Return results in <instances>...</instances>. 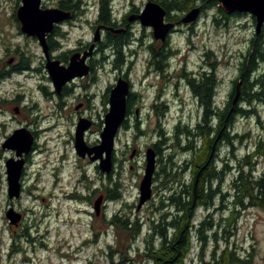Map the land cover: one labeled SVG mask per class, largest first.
I'll use <instances>...</instances> for the list:
<instances>
[{
	"label": "rangeland",
	"instance_id": "rangeland-1",
	"mask_svg": "<svg viewBox=\"0 0 264 264\" xmlns=\"http://www.w3.org/2000/svg\"><path fill=\"white\" fill-rule=\"evenodd\" d=\"M99 1L82 0V8L88 3L93 6L87 10L89 14L81 18L82 23L58 27L55 30L62 33L67 31L68 34L64 40H59L63 50L53 52L54 56L63 54L64 50L73 49L79 45V41H93L98 27L93 28L86 21L94 23L96 20ZM147 1L115 0V11L118 14V10L121 13L135 6L141 12ZM57 3L58 0L42 1L45 7H56ZM20 5L21 0H0V69H10L19 60L21 52L33 59L30 71L13 74L0 82V264H155L153 260L140 255L146 250L148 217H159L163 212L157 209L161 207L162 182L166 180L161 174V168L166 164L168 170L176 172L186 159H190V154L181 148L185 144V137L180 136V144L177 145L174 127L178 123L192 127L201 117L200 106L192 94L187 78L201 71L207 63L217 62L220 82L216 101L218 105L224 106L229 98L232 81L238 76L239 62L248 54L250 41L256 35L255 19L249 13L232 15L226 19L218 9L221 7L220 3L215 0L183 1L178 16L176 12H172L171 16L180 20L195 7L201 8V14L194 22H181L171 35L173 50L177 52L170 59V73L165 72L162 75H159L148 60L150 47L158 49L163 42L155 40L151 28L142 26L136 18L129 20L132 25L133 44L124 49L129 63L123 66L121 72L115 69L114 52L107 47L108 42L104 40L101 51L92 58L96 70L95 83L87 77L79 79L70 85L72 94L62 97L55 92L37 38L23 34L14 18ZM186 5L191 9L186 10L183 15L181 7ZM134 14L132 12L130 16L133 17ZM103 34L101 30L102 39ZM208 51L212 54H208ZM10 59L13 61L10 62ZM119 73H128L134 89L142 94L145 107L131 116L128 127L119 130L115 142L114 172L111 180H105L95 170L93 163L81 159L75 150L74 139L79 116L76 107L80 105V101L89 105L84 114L91 115L97 124L85 135V140L93 145L98 144L104 128L101 121L109 106L104 94L116 83ZM156 99L158 104H168L163 105L168 110L163 117L157 115L156 110L151 107ZM256 106L258 117H239L233 125V130L243 135L249 133L238 144L236 151L240 157L254 146L260 136H264V101ZM21 126L37 132V148L32 155L33 162L27 168L28 175L25 180L26 187L34 185L36 188L32 187L31 193L24 191L22 198L14 204V208L25 215V227L13 233L6 217V211L12 205L8 197L5 162L14 157V153L2 145L14 129ZM161 131L165 132L164 136ZM165 136L168 139L161 145V155L157 156L156 170L160 176L155 183L153 197L141 209H137L140 182L146 166V151L152 147V143L164 141ZM231 157L230 149L223 145L219 159ZM61 158L65 159L63 166ZM257 161L258 174L264 171V160ZM171 162L175 164L173 169L169 168ZM218 163L221 165V162ZM191 166L189 164L188 167L191 171L182 176L186 183L191 182L194 167ZM230 166V174L221 185L223 193L229 188L230 180L237 172V163L233 161ZM55 173L58 179L54 177ZM95 178L98 197L107 190L109 194L110 189L117 184L122 199L108 202L104 214L99 212L97 215H89L85 210L90 211V206L72 202L66 195L74 191L78 180H82L78 190L85 193L84 184H91L93 187ZM56 180L57 186L54 185ZM123 200L127 201V206ZM214 203L222 202L216 200ZM231 208L226 212L222 210L216 213L214 219L226 220L231 216ZM118 211L130 212L131 219H138L140 224V234L131 244L129 233L108 222L110 216ZM208 211L211 212L212 209L200 206L195 213V228L191 230L192 248L186 259L188 263L198 262L196 257L201 250V242L197 240L196 229ZM235 219L236 223H232L229 228L231 235L227 244L233 249L238 247L237 253H241L242 257L251 256L252 264L264 263V210L258 207L241 209ZM224 225L223 220L222 226ZM217 231L218 237L224 236L223 228H218ZM206 233L212 237L213 230ZM158 242V239L154 241ZM225 243L224 239L215 243L209 238L205 246V258L211 257L214 245L223 248ZM13 244L15 247L12 251ZM16 248L21 252H16Z\"/></svg>",
	"mask_w": 264,
	"mask_h": 264
},
{
	"label": "trees",
	"instance_id": "trees-1",
	"mask_svg": "<svg viewBox=\"0 0 264 264\" xmlns=\"http://www.w3.org/2000/svg\"><path fill=\"white\" fill-rule=\"evenodd\" d=\"M166 1V0H165ZM164 1V2H165ZM185 0L166 1L168 5L180 4ZM219 3L218 0H215ZM69 6H65L60 2V7L69 9L73 1H69ZM101 16L100 19L108 24H111L113 19L112 9L109 5V0L101 1ZM45 7V6H43ZM191 9L188 5L181 7V10L186 11ZM223 16L227 19L230 16H240L243 13L235 12L227 14L221 7L218 8ZM130 15L126 16L129 21ZM14 18L21 26L19 20L14 13ZM168 20L170 15L167 14ZM254 18V17H253ZM58 27H55L57 30ZM48 36V44L50 51L59 47V40H62L65 35L62 32L55 31ZM132 31H109L106 36L108 47L114 52L113 65L123 67L129 63L128 56L125 57L124 49L131 47L133 44ZM256 34V33H255ZM151 54L158 58L153 62L157 72H164L169 68L170 59L177 51L173 50L170 38H167L161 46L157 48L150 47ZM208 54H212L208 51ZM58 58V57H57ZM31 56H26L24 52L19 54V60L12 65L10 69H0V82L7 77L24 73L31 70ZM203 69L192 77L187 78L188 85L193 96L197 99L201 109V117L199 121L192 127L188 125L177 124L174 127V134L177 140V145L180 144V136L185 137L182 150L189 153L190 156L186 159L184 165L180 166V170L171 172L167 169L166 164L162 166V176L166 180L162 182L163 189L166 190L165 197L160 199V208L165 204L177 207L179 216L175 222L177 235L175 238H167L164 234L157 238L158 243L154 240L146 238L147 253L144 252L145 259H150L153 256L155 264H252L251 256L242 257L241 253H237V249L230 248L227 244L231 235L230 226L236 223L235 216H238L241 209L258 207L264 210V171L257 174L258 159L264 160V136H260L254 146L240 157L237 153L238 144L242 143L244 138L249 136L241 134L239 131L233 130V125L239 117H258L257 104L264 101V26L259 34L252 37L248 48V54L244 55L239 62L238 76L232 81V87L229 92V98L224 106L218 105L216 101L219 79L217 75V62H209L202 67ZM259 71V74L257 73ZM240 84V97L235 106L232 101L235 95L236 86ZM164 103L156 104V114L163 117L168 113ZM182 126V127H181ZM162 136L165 132L161 131ZM168 139L165 136L164 141L157 142L159 153L161 155V145ZM226 145L230 149L231 159H219L221 148ZM164 148V147H163ZM172 157H170L171 159ZM159 161L161 159L159 158ZM237 163V172L234 173L230 180L229 188L223 193L221 189L222 182L228 178L231 170V162ZM221 162V165H218ZM170 169H173L174 162L170 163ZM193 167V175L190 183H186L183 179L185 172H190ZM191 166V167H192ZM218 166H220L218 168ZM177 168H179L177 166ZM159 174V173H158ZM118 185L110 189L109 200L117 202L121 200V193L117 189ZM216 200L223 203L224 201L231 202L224 204L223 210L226 212L232 207L230 215L225 221L223 227V237H218L217 233L209 237L206 233L212 228L213 221L208 217L196 229L197 240L201 242L200 251L196 257L198 262L188 263L187 256L190 255L192 248V235L189 227V218L194 215L193 205H212ZM124 202V200H123ZM127 202V201H126ZM124 202L125 206L127 203ZM125 209V208H123ZM228 209V210H227ZM109 224L127 232L131 235V242L140 234V224L138 219H131L130 212L123 213L122 211L115 212L108 220ZM160 227L164 233L166 227ZM211 238L216 243L219 239H224L226 245L223 248L214 245L211 251V257L205 258V246L207 240ZM12 245L11 250L13 251ZM20 251L16 248V252ZM149 255V256H147ZM195 260V259H194Z\"/></svg>",
	"mask_w": 264,
	"mask_h": 264
},
{
	"label": "water",
	"instance_id": "water-1",
	"mask_svg": "<svg viewBox=\"0 0 264 264\" xmlns=\"http://www.w3.org/2000/svg\"><path fill=\"white\" fill-rule=\"evenodd\" d=\"M43 0H21V5L16 10V17L21 26L20 30L28 37L37 38L44 57L46 68L51 78L53 86L57 92L62 87L77 76H84L89 73L87 58L93 54L96 42L102 38L100 27L94 35V42L83 55L75 53L70 58L68 66L61 64L59 59L53 58L48 44V36L54 32L55 26L64 20L71 18V12L58 7H43ZM221 8L227 14L235 12L249 13L255 19V33L259 34L264 26V0H218ZM201 14V8L195 7L182 17V23H190L197 20ZM166 10L154 0H149L141 13L136 17L140 23L153 29L155 40L164 42L171 29L175 26L173 22H166ZM135 17H129L133 20ZM13 59H10L12 62ZM131 88L128 80L120 77L115 86L110 90V107L104 118V128L100 134V142L95 146H89L84 138V133L91 126L90 121L81 118L78 122L75 134V148L79 156L89 155L91 159L99 160L100 169L109 174L113 168V151L118 131L126 119L127 97ZM240 97V84L236 86L235 95L232 101L235 106ZM80 105L77 106L79 108ZM16 110H18L16 108ZM34 136L26 127L15 129L13 133L4 141L2 147L15 152V157L8 158L5 162L8 183V197L12 201L21 196V177L25 164L24 154H28L33 147ZM146 166L143 178L139 187V203L137 209H141L153 197V176L157 166V153L154 147H149L146 151ZM103 196H99L95 202L97 214ZM6 217L10 224H18L22 218V213L10 206L6 211Z\"/></svg>",
	"mask_w": 264,
	"mask_h": 264
},
{
	"label": "flooded vegetation",
	"instance_id": "flooded-vegetation-1",
	"mask_svg": "<svg viewBox=\"0 0 264 264\" xmlns=\"http://www.w3.org/2000/svg\"><path fill=\"white\" fill-rule=\"evenodd\" d=\"M70 0H58V3L56 4V7L58 8H61L65 11H69L71 12V18L70 19H67V20H64L63 22L59 23L58 25H56L55 27H63V26H68V25H73V24H76L78 25L77 23L81 24L82 21H81V18L83 16H87V14H89V12L87 13V10L91 9L93 6H91L89 3L88 4H85V8H82L83 4H82V0H71L73 1L70 5V8L69 9H65V8H62L60 7V2H62L63 5L65 6H69V2ZM101 1H99V8H98V15L96 17V20L94 21V23H91L89 22L88 20L86 21V23L90 24L93 28L95 27H100V29L102 30V32L104 33V39L101 38V40L99 42H96L95 44V47H94V51H93V54L91 56H89L87 58V64L89 66V73L87 75H84V76H77L75 78H73L72 80H70L69 82H67L61 89L60 92H57L55 90V92L62 96V97H65V96H69L72 94L71 90L72 88L70 87L71 84H75V82L79 79H84V78H88L89 80H91L92 82L95 83L96 81V78H95V75H96V70H95V66L93 65L92 63V58L93 56L98 53L99 51H101V44L104 42V40H106V36H107V33L109 31H127V30H131V27L132 25L129 23V21L126 20V16L127 15H130V13H135L133 17H137L141 12H140V9L139 8H136L135 6L130 8L129 10H124V12H121L119 13V10H118V14L116 13L115 11V6H116V3L114 2L115 0H109V5L111 6V9H112V21H111V24H108L104 21H102L100 19V16H101V8H102V4H101ZM108 1V0H107ZM149 1V0H148ZM147 1V2H148ZM155 2L159 3L165 10H166V17H165V21L166 22H173L175 24V26L171 29L169 35L167 36V38H171V35L177 30L178 28V25L181 23V19L179 20L178 17H173L171 16V13L172 12H176V16H178L179 14V10H180V7L177 5V4H173V5H168L166 3V1H172V0H154ZM165 1V2H164ZM175 1V0H173ZM117 7V6H116ZM143 10V9H142ZM141 10V11H142ZM186 11H183L182 14L184 15ZM86 14V15H85ZM167 14L170 15V20H168L167 18ZM181 14V15H182ZM136 20H138L136 18ZM139 21V20H138ZM140 22V21H139ZM141 24V23H140ZM142 25V24H141ZM143 26V25H142ZM145 27V26H144ZM149 28H151L150 26H148ZM55 30V29H54ZM152 30V33H153V29L151 28ZM64 36L62 38V40H64V38L67 37V31H64ZM166 41V40H165ZM94 42V38H93V41H89V42H82V41H79V45H77L76 47H74L73 49H68V50H64L63 51V54H60L58 56H54L53 52L57 51V50H63L62 47L60 46L59 44V47L53 51H51V54H52V57L53 58H56V59H59L61 64H63L64 66H68L69 63H70V58L73 54L75 53H80L81 55H83L87 50H89L90 46L93 44ZM108 47V46H107ZM58 57V58H57ZM155 59L158 60V58L154 57L151 53H150V57H149V60H148V63L149 64H153V62H155ZM127 63V61H125V64ZM45 65H46V61H45ZM114 66V65H113ZM115 69H118L120 72L122 71V69L124 67H116L114 66ZM170 73V71L167 69L165 70L164 72H159V75H162L164 73ZM120 77H123L124 79L128 80L129 83H130V88H131V91H130V94L128 95L127 97V115H126V119L124 120V122L122 123L121 127L119 130H122L123 128L125 127H128L129 126V120L131 118V116L134 114V113H139V111H141L142 108L145 107L144 103H143V97H142V94H140L136 89H134V83L133 81L130 79L128 73H119L118 77H117V80L120 78ZM116 80V82H117ZM116 84V83H115ZM115 84L111 85L108 90H106V93L104 94V96L106 97V102L107 104L109 105L107 109H109L110 107V103H109V95H110V90L115 86ZM75 86V85H74ZM161 96V94H159ZM88 97V96H87ZM157 99L155 102H153V104H151V107L152 109L155 108V105L157 104ZM80 107L76 109L79 111V116H78V122L81 118H84L88 121H90L91 123V126L88 130L85 131L84 133V138H85V135L92 130L93 126L97 124V122L94 120V118L91 116V115H88V114H84V110H86L89 105L86 104L85 101H80ZM139 103H141L140 105H138ZM166 106H168L167 103H164ZM18 111V110H17ZM108 112V110H107ZM106 115V114H105ZM141 121V119H139ZM101 124H104V119L101 121ZM78 125V123H77ZM21 127H25V126H21ZM21 127H18V128H21ZM16 128V129H18ZM27 128V127H26ZM77 129V127H76ZM15 130V129H14ZM31 133L33 134L34 136V144H33V147H32V150L28 153V154H24L23 158L25 159V164H24V168H23V173H22V177H21V186H22V190H21V196L19 198H15L14 200L11 201V205L14 207V204L20 200L22 198V194L24 193V191L28 190L29 192L31 191V188L33 187V189L36 188V186L32 185L29 186V187H26V177H27V168L30 166V164L33 162L32 160V155L33 153L36 151V148H37V132L30 129ZM102 132V131H101ZM119 132V131H118ZM76 134V132H75ZM101 134V133H100ZM118 135V134H117ZM117 138V136H116ZM75 140V139H74ZM86 141V140H85ZM87 142V141H86ZM116 142V141H115ZM87 144L89 146H95L97 144H91V143H88ZM152 147H154L157 155L159 153V147L157 145V143H152L151 145ZM76 150V148H75ZM115 150H116V147L113 151V168H112V171L109 173V174H106L104 173L101 169H100V166H99V163L100 161L99 160H92L91 157L89 155H86L85 157H81L77 155L83 159V160H88L90 163H93L94 167H95V170L97 172H99L100 176L104 177L105 180L108 179V180H111L112 179V174L114 172V163H115ZM77 152V151H76ZM12 153H14V157H15V152L12 151ZM11 158V157H10ZM63 162H65V159H62L61 158V165L63 166ZM159 172L156 170L155 171V174L153 176V190H154V187H155V183L158 181V177L160 176L158 174ZM57 173L54 174V177L56 179H58L57 177ZM84 178H86V175H84ZM96 182H97V178H95V180L93 181V184L94 186L91 187V184L89 185H86L84 184V187L83 189L85 190V193H83L81 190H78V186H80V184L82 183V180H78L77 181V185L75 188H74V191L69 194V195H66V197L68 199H70L72 202H76L77 204L79 205H82L83 206H90V211L89 210H85L86 213H88L89 215H97V211L95 209V202L96 200L98 199V191H97V188L96 187ZM55 186H57V180L56 182L54 183ZM82 189V188H81ZM108 191V190H107ZM104 192V193H101L100 196H103V200H102V203H101V206H100V214H104L105 213V210L107 208V203L110 202L109 200V194L108 192ZM31 193V192H30ZM165 194H166V190L163 189V195L162 197H165ZM43 200H46L45 198H43ZM202 206V207H205L206 209L210 210L212 209V211H208L207 215H205L203 217L202 220L199 221V225L202 223V221H204L206 218H210L212 221H213V225H212V230H213V234L217 233V235H219V232L217 231V229L219 228H223L222 226V222H223V218H219L217 220L214 219V215L218 212H221L223 210V204H216V203H213L212 205H193V213L194 215L192 217L189 218L190 222L188 224L189 227H193L195 228V225L193 223V220L195 218V213L196 211L198 210V208ZM159 211L163 210V212L160 213L159 217L157 216H152V217H148V226H149V229H148V232H147V236L148 239H153L154 241L159 237V239L161 238V236L164 234L167 238H175L176 235H177V228L175 226V222L179 216V213H178V209L177 207H173L171 205H168V204H165L164 207L162 208H157ZM18 210V209H17ZM16 210V211H17ZM80 211V209H79ZM19 212V211H18ZM23 215V218L22 220L18 223V224H11V228L13 229V233H17V231L23 229L25 227V222H24V218H25V215L24 213H22ZM164 225L166 227V230L165 232L163 233L161 231V228L159 227L157 229L156 226L158 225ZM222 226V227H221ZM214 227V229H213ZM210 229V230H211ZM238 247H236L237 249ZM246 248V247H245ZM147 250L148 248H146L145 250V254L147 253ZM245 249H243L244 251ZM144 253H142L140 256L144 257ZM148 254V253H147ZM149 256V255H147ZM150 259L149 260H154L153 256H149ZM249 257V255H248ZM155 261V260H154ZM264 264V263H262Z\"/></svg>",
	"mask_w": 264,
	"mask_h": 264
}]
</instances>
